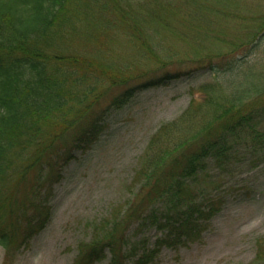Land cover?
I'll list each match as a JSON object with an SVG mask.
<instances>
[{"label": "trees", "instance_id": "16d2710c", "mask_svg": "<svg viewBox=\"0 0 264 264\" xmlns=\"http://www.w3.org/2000/svg\"><path fill=\"white\" fill-rule=\"evenodd\" d=\"M241 2L244 1L185 0L181 12H172L177 22L176 18L149 10L139 19V12L124 9L117 0H0V246L8 259L29 245L52 213L50 207L31 215L26 219L28 227L21 241L15 242L9 224L2 222L7 202L14 200L21 188L16 193L14 189L22 183L25 186L27 181L30 188L40 186L51 155L109 89L125 87L111 101L121 106L137 91L168 84L185 74L166 68L181 62L195 64L215 78L242 70L236 86L232 80L226 85H202L210 107L193 108L191 102V108L162 124L150 138L135 171L140 189H147L150 201L159 204V208L151 207L148 214L140 217L141 225L150 223L161 231L155 241L157 248L192 242L201 236L214 207L203 208L195 200L192 180L206 172L211 163L234 159L240 140L250 138V152L264 149V130L258 128L264 114L241 112L245 101L264 94L261 71L245 68L252 48L264 36V15L249 16ZM203 8L208 17L203 16ZM214 16L234 21L244 31L226 40L213 35L212 39L225 45L218 51H211L204 41L200 42V32H189L194 20L196 29L205 30L202 35L212 32L211 26L220 29L216 30L218 34L224 32L227 23L210 20ZM146 23L156 30L143 31ZM116 25L129 30L123 33L129 55L119 54L121 59L113 61L110 57L117 49L103 44L102 37L109 38ZM162 30L194 39L196 56L175 58L172 49L163 46L165 37L159 32ZM74 41L78 45L73 46ZM142 62L153 63V71L163 72L139 81L148 73ZM258 76L260 79L253 81ZM136 79L139 82L133 83ZM93 138L78 143V148H91ZM65 153L56 155L54 162L58 159L66 164L74 159L73 151ZM110 236L111 242L93 243L89 253L75 264L92 263L103 256L105 248L110 253L109 264H126L120 249L116 251L114 231ZM128 253L137 255L134 248ZM153 259V249L147 248L132 264H148Z\"/></svg>", "mask_w": 264, "mask_h": 264}, {"label": "rangeland", "instance_id": "374dc122", "mask_svg": "<svg viewBox=\"0 0 264 264\" xmlns=\"http://www.w3.org/2000/svg\"><path fill=\"white\" fill-rule=\"evenodd\" d=\"M207 1L213 3L216 0ZM243 1L241 3L246 5L249 16L264 15V0ZM117 2L126 10L139 12V19L149 10L174 20L176 18L178 22L172 12H181L185 0ZM207 14L208 11L203 8V16ZM214 19L221 22L222 17L214 16L210 20ZM222 21L227 25L220 34L216 31H220L219 28L211 26L213 31L202 35L205 30L196 29L195 20L189 32H200V42L204 41L211 51L222 50L224 42L212 39L213 35L226 40L244 32L234 21ZM149 25H142L143 31L154 32L156 28H148ZM114 31L118 33L115 35ZM159 32L165 37L163 46L171 48L175 58L193 59L196 56L194 39L176 37L165 30ZM123 33L127 34L129 30L116 25L111 29L109 38L102 37L103 44L105 42L113 50L117 49L112 55L113 50L110 51L109 57L111 55L113 61L121 59L119 54L129 55ZM260 39L257 47L252 48L250 62L245 68H250L252 72L261 71L264 76V36ZM76 45L78 43L74 41L73 46ZM141 64L148 69V73L133 83L163 72L153 71V63ZM166 68L186 73L168 84L137 91L121 106H115L111 101L125 87L109 89L89 109L78 126L66 134L55 155H51V164L47 166L40 186L30 188L31 183L27 181L25 186L22 187V183L14 189L16 193L21 188L14 200L7 202L2 222L9 224L15 242L21 241L28 227L26 219L31 215L50 207L52 213L42 231L33 237L28 246L13 252L14 256L10 259L0 246V264H75L89 253L93 243L111 242L113 231L116 251L120 249L126 264H132L147 248L154 251V259L148 264H264V149L259 147L250 152V138L240 140L234 159L222 164L211 163L206 172L192 180L197 195L195 200L203 208L214 207L212 218L197 240L157 248L155 241L161 231L150 223L141 225L142 215L148 214L151 207L159 208V204L150 201L147 189H140L135 181V171L150 138L162 124L185 112L191 102L193 108L195 105H200L202 109L210 107L202 85H226V81L232 80L236 86L242 71L232 75L218 74L215 78L216 75L199 70L192 63H174ZM241 112L264 114V94L254 95L245 101ZM259 119L258 128L263 131L264 120ZM92 137L94 143L91 148L83 151L78 148V143H86ZM76 149L79 150L75 152ZM70 151L74 152V159L66 164L58 159V163L54 162L56 155ZM130 248H134L137 255L128 253ZM104 251L103 256L89 264H109L110 253L106 248Z\"/></svg>", "mask_w": 264, "mask_h": 264}]
</instances>
